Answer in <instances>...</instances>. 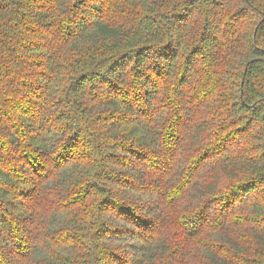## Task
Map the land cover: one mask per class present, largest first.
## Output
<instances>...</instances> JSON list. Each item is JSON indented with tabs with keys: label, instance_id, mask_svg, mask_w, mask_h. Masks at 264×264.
Masks as SVG:
<instances>
[{
	"label": "trees",
	"instance_id": "obj_1",
	"mask_svg": "<svg viewBox=\"0 0 264 264\" xmlns=\"http://www.w3.org/2000/svg\"><path fill=\"white\" fill-rule=\"evenodd\" d=\"M0 264H264V0H0Z\"/></svg>",
	"mask_w": 264,
	"mask_h": 264
}]
</instances>
